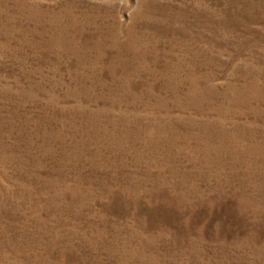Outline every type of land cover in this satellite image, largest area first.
I'll use <instances>...</instances> for the list:
<instances>
[{
  "label": "rangeland",
  "instance_id": "374dc122",
  "mask_svg": "<svg viewBox=\"0 0 264 264\" xmlns=\"http://www.w3.org/2000/svg\"><path fill=\"white\" fill-rule=\"evenodd\" d=\"M0 264H264V0H0Z\"/></svg>",
  "mask_w": 264,
  "mask_h": 264
},
{
  "label": "bare ground",
  "instance_id": "6f19581e",
  "mask_svg": "<svg viewBox=\"0 0 264 264\" xmlns=\"http://www.w3.org/2000/svg\"><path fill=\"white\" fill-rule=\"evenodd\" d=\"M39 83V82H38ZM28 93V92H27Z\"/></svg>",
  "mask_w": 264,
  "mask_h": 264
}]
</instances>
